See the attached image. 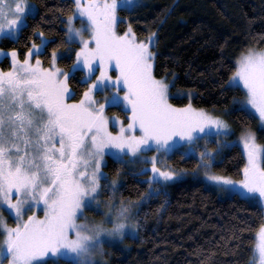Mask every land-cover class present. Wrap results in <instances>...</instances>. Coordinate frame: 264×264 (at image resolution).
Returning <instances> with one entry per match:
<instances>
[{
	"label": "snow or ice",
	"instance_id": "1",
	"mask_svg": "<svg viewBox=\"0 0 264 264\" xmlns=\"http://www.w3.org/2000/svg\"><path fill=\"white\" fill-rule=\"evenodd\" d=\"M138 6L140 0H71L61 20L64 36L50 52L53 41L42 30L32 32L39 43L30 36L22 58L17 48L0 49L8 60L0 67V210L15 220L9 225L0 211V264H109L106 246L138 235L143 206L153 196L162 200L155 212H166L169 185L188 175L206 190L264 205V144L258 142V132L264 134V48L248 46L221 65L230 72L221 92L243 93L231 108L220 114L197 108L191 91H172L174 72L172 78L167 71L156 74L157 33L140 38L120 15ZM37 15L30 0H0V35L17 39ZM60 60L71 64L62 68ZM77 71L82 92L74 99ZM184 96L189 102L182 106L170 102ZM109 107H120L124 117L109 116ZM233 112L258 119V132L243 123L235 141L222 139L236 135L224 118ZM236 143L246 158L238 180L217 170L220 149ZM106 157L134 165L132 174L146 177L147 195L117 199L121 170L110 178L103 171ZM174 161L194 167L189 173ZM240 230L234 226L237 240ZM194 253L204 256L200 264L212 256L200 248ZM252 264H264V224Z\"/></svg>",
	"mask_w": 264,
	"mask_h": 264
},
{
	"label": "trees",
	"instance_id": "2",
	"mask_svg": "<svg viewBox=\"0 0 264 264\" xmlns=\"http://www.w3.org/2000/svg\"><path fill=\"white\" fill-rule=\"evenodd\" d=\"M32 1L39 8L40 15L29 19L28 27L17 39L5 36L0 40L1 48H17L21 58L34 30H42L53 41L49 52L61 43L64 36L61 20L66 19L71 7V0ZM140 5L120 15L127 18L126 23L133 24L140 38L149 31L157 33L156 74L163 75L167 71L172 78L174 72L172 91H191L194 94L191 102L195 107L215 110L218 114L231 108L233 97L240 98L243 93L226 88L221 92L223 82L230 75L227 67L221 71V65H227L225 58L234 61L248 46H264V0H142ZM125 26L122 24L120 28ZM31 38L39 43L38 36ZM58 50L65 52L66 48L61 45ZM42 62L47 66L46 56H42ZM70 64V60L59 61V66L65 69ZM1 66H8L5 57ZM81 75L77 71L71 81L76 92L74 99H79L82 92ZM170 101L183 105L189 99L184 96ZM108 110L110 113L119 110L122 117L125 115L120 107H109ZM225 118L235 130L247 123L258 132V119L236 112L225 115ZM258 139L264 143V134L258 132ZM245 159L240 145L225 146L220 150L217 170L241 178L239 172ZM175 160L178 161L179 157ZM174 164L188 170L194 167V164L175 161ZM117 168L121 170L117 177L122 184L120 196L137 201L147 193L148 185L142 182V176L133 175L134 169L116 164L114 158L108 157V167L104 169L110 178ZM168 200V210L162 214L155 212L162 203L159 197L153 196L144 204L141 213L143 226L138 236L126 237L123 247L108 252L109 264H200L204 256L194 253L197 248L212 253L204 264H249L255 235L264 222V211L258 203H250L232 194L223 197L218 190H206L194 181L177 182L168 187ZM8 221L13 222L12 218ZM234 226L242 229L238 240L233 237Z\"/></svg>",
	"mask_w": 264,
	"mask_h": 264
},
{
	"label": "rangeland",
	"instance_id": "3",
	"mask_svg": "<svg viewBox=\"0 0 264 264\" xmlns=\"http://www.w3.org/2000/svg\"><path fill=\"white\" fill-rule=\"evenodd\" d=\"M30 2L32 3V4H34V2L32 1V0H30ZM142 2V0H140V3ZM35 5V4H34ZM75 23H76V26L77 27H79V24H80V22H79V20H76L75 21ZM3 37H5V36H3V35H0V40L3 38ZM8 37H10V36H8ZM12 38V37H11ZM259 48H264V46L263 47H259ZM0 49H2L3 50V52L4 53H7L10 49H3V48H1L0 47ZM237 57V56H236ZM4 58V56L3 55H0V67H2L1 66V61H2V59ZM97 95L99 96L100 95V93H97ZM243 97V96H242ZM242 97H240V98H242ZM171 102V101H170ZM177 106H182V105H177ZM195 107V106H194ZM197 108H199V107H197ZM209 111V110H208ZM107 114L109 115V116H111V115H113V114H115V115H118V116H120L121 118H123L122 116H121V114L119 113V110H114V111H112L111 113L109 112V110L107 109ZM225 118V117H224ZM226 119V118H225ZM227 120V119H226ZM228 122L230 123V121L228 120ZM231 124V123H230ZM231 126H232V124H231ZM232 128H233V130L235 131V133H236V135L235 136H228V137H224V138H222V139H226V140H228V141H235L236 140V138H237V136L239 135V132H240V130H235L234 129V127L232 126ZM252 129V128H251ZM112 130H116V129H112ZM253 131H256L255 129H252ZM258 142L259 143H261V144H264L263 142H261L259 139H258ZM236 144H238V145H240V147H241V149H242V151H243V146H242V144H239V143H236ZM231 145V144H230ZM226 146H228V145H226ZM225 146H223L220 150H222L223 148H224ZM106 159L108 160V157H106ZM130 168H132V169H135V166L134 165H131V164H129L128 165ZM103 171H105V169H103ZM189 171V173L191 172V170H188ZM106 172V171H105ZM230 176V175H229ZM232 177V176H231ZM234 180H238V179H240V178H234V177H232ZM142 179L143 180H145L146 179V177H144V176H142ZM186 181H193V178L190 176V175H188V176H185V177H183L182 179H180V180H177V181H174L173 183H171L170 185H169V187H171L174 183H177V182H186ZM216 190H218V192H219V194L221 195V196H223V197H225V196H229V195H231L229 192H227L226 190H223V189H216ZM107 195V194H106ZM145 195H147V193L145 194ZM121 196H120V194L118 193L117 194V199H119ZM257 203V202H256ZM259 204V203H258ZM262 208H263V211H264V205H261V204H259ZM4 212L6 213H2L3 214V216H4V218H5V220H6V222L9 224V225H11V226H15V220H14V218L13 217H10L9 216V213L6 211V210H4ZM39 215H43V213L42 212H39L38 213ZM89 215H94V214H92V213H90ZM8 218H12V220H13V222L11 223V222H9L8 221ZM97 219H99V217H96ZM263 224H264V222H263ZM258 232V231H257ZM138 234H139V230H138ZM138 235H136V236H134V237H137ZM126 237H128V236H126ZM125 237V238H126ZM124 238V239H125ZM124 239L122 240V241H120L119 239H116V240H114V241H112V243L110 244V245H107L106 247H107V250H108V252H112V250L114 249V248H116V247H123L124 245H125V241H124ZM256 242H257V233H256V235H255V243H254V248H255V245H256ZM107 259H108V257H106ZM67 259V258H66ZM252 259H253V256H252V258H251V260H250V262H249V264H252Z\"/></svg>",
	"mask_w": 264,
	"mask_h": 264
}]
</instances>
